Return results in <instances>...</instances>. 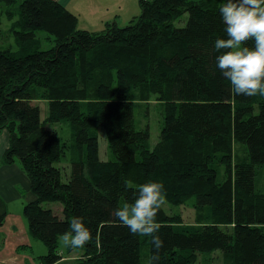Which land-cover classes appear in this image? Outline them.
<instances>
[{"label": "trees", "instance_id": "1", "mask_svg": "<svg viewBox=\"0 0 264 264\" xmlns=\"http://www.w3.org/2000/svg\"><path fill=\"white\" fill-rule=\"evenodd\" d=\"M223 2L140 0L141 14L128 26L113 22L89 31L56 0H0L7 8L0 29L7 13L18 46L0 48V133L10 135L2 163H20L30 179L35 199L24 214L32 236L48 247L43 264L62 262L60 239L76 216L85 218L93 238L74 264H143L144 247L151 258V236L132 234L114 215L148 180L163 182L167 203L192 201L210 218L187 226L163 205L159 264H193L197 253L217 250L229 264H264V192L256 179L264 166V95H234L216 68L214 41L226 38ZM42 31L53 42L49 49H41ZM133 89L143 102L156 95L166 103L153 149L145 146L150 128L136 127ZM39 94L49 104L47 122L71 124L68 181L57 166L62 140L33 103ZM100 127L114 155L106 163ZM237 142L248 148L249 162H235ZM54 201L63 204V217L43 207ZM6 215L0 198V227Z\"/></svg>", "mask_w": 264, "mask_h": 264}, {"label": "rangeland", "instance_id": "2", "mask_svg": "<svg viewBox=\"0 0 264 264\" xmlns=\"http://www.w3.org/2000/svg\"><path fill=\"white\" fill-rule=\"evenodd\" d=\"M75 2H78L76 0ZM74 2V3H75ZM121 0H96L95 6H76L72 5L71 8L76 12L80 17L79 27L80 29L84 27V30L89 31H101L103 30L108 23L112 24L116 22L119 26L125 27L130 24V22L139 17L141 14L140 5H133V0H130L129 3H123L124 5L119 6ZM97 9L92 13L91 9ZM6 7L0 6V11L6 12ZM14 11L17 9L14 7ZM38 37L41 39V49H49L53 46V42L50 41V35L46 32H39ZM0 48H12L18 50V46L15 41L14 34L12 32V22L8 19L7 13L3 15L2 26L0 29ZM130 100L134 104L135 109V124L137 129L144 130L145 128H150V139L146 147L153 149L160 143L161 131L166 119V103L159 101L156 95L151 97V100L148 102H143L140 99V94L138 89H133L130 92ZM260 97L257 98V102L254 107L258 111V101ZM35 105H38L41 109V117L43 122L48 129L55 131L61 138L63 144L62 159L60 163H57V166L60 167L63 175V180L68 181L71 177V161H70V150H69V141L71 140V124L67 120H63L58 123L47 122V117L49 114V104L43 94H39L36 101L33 102ZM89 109V107H87ZM94 106H92V109ZM97 134L100 144V159L101 162L106 163L114 158L113 152L109 146V141L107 138V132L104 128H97ZM248 148L237 142L234 147V160L236 163H243L250 161L248 155ZM248 157V158H247ZM214 164L217 168H220V161L214 160ZM257 187L260 191L264 192V166H258L257 168ZM219 176L218 182L223 181V174L221 169H218ZM90 173V171H88ZM45 209H52L61 217H63V204L59 201L54 202H45L43 204ZM164 209L169 215L180 214L183 217L184 222L187 226H193L194 224H204L207 221H210L208 216V211H199L194 207L192 201L181 204L179 206H174L169 203L164 204ZM25 206L19 204H14L10 206V213L5 221V230L0 235L1 239L5 238L6 243L14 240L17 242V246L21 243L26 244L20 248H14V253L21 264H43V258L48 254V247L43 241H40L34 238L30 231V225L27 217L24 214ZM213 219H216L214 216ZM212 219V220H213ZM195 226V225H194ZM14 227H17L18 230L14 231ZM13 231L16 234H13ZM5 234V235H4ZM14 237V238H13ZM19 239L21 242H19ZM16 246V247H17ZM60 247L63 252L62 262L59 264H74L79 259L83 258L84 250L83 247L71 248L68 249L63 243L62 238L60 239ZM147 249V247H144ZM143 251V264H149L150 255L148 256L147 250ZM230 258L224 254L222 251L217 250L214 252H204L196 254V262L193 264H229ZM12 264V263H9Z\"/></svg>", "mask_w": 264, "mask_h": 264}, {"label": "clouds", "instance_id": "3", "mask_svg": "<svg viewBox=\"0 0 264 264\" xmlns=\"http://www.w3.org/2000/svg\"><path fill=\"white\" fill-rule=\"evenodd\" d=\"M220 15L226 38L217 37L216 68L231 84L234 95H264V0H224ZM247 41H253L250 46ZM131 203L114 210V215L132 234L151 236L155 249L149 264H159L165 241L159 235L162 227L158 213L166 202L163 182L148 180L133 193ZM93 238L83 216L70 222V230L62 235L63 243L72 248L84 247Z\"/></svg>", "mask_w": 264, "mask_h": 264}, {"label": "crops", "instance_id": "4", "mask_svg": "<svg viewBox=\"0 0 264 264\" xmlns=\"http://www.w3.org/2000/svg\"><path fill=\"white\" fill-rule=\"evenodd\" d=\"M56 1H58L61 5L66 7L74 14H76V12L71 8L72 5L76 6V8H79V6H85V5L95 6L96 3V0H78V2H75L76 0H56ZM127 1L129 3L130 0H121V2L119 3L120 8L122 5H124L123 3L126 4ZM139 3L140 0H133V5L137 4V6H139L140 5ZM94 11L96 13L97 11L96 7L91 9L92 13ZM77 16L80 23V17L79 15ZM81 29H84V27H82ZM9 146H10V135L7 131H3L0 133V198L6 205L7 215L4 220L3 226L0 227L1 234L5 230V226H6L5 221L10 213V206L14 204L25 206L28 202H31L35 199V196L31 190L30 179L23 170L21 164L16 162L11 165H4L2 163L4 153ZM16 230H18L17 227H14L15 232ZM14 231L13 234H16ZM13 241L14 240H12L11 243L10 242L6 243L5 238L3 240L0 238V264H9V263L21 264L19 257H17L14 253V248H20L28 243L25 244L21 243L17 246L18 243ZM19 242H21L20 239Z\"/></svg>", "mask_w": 264, "mask_h": 264}]
</instances>
